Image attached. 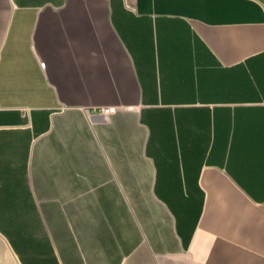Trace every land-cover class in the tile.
<instances>
[{
	"label": "crops",
	"instance_id": "crops-1",
	"mask_svg": "<svg viewBox=\"0 0 264 264\" xmlns=\"http://www.w3.org/2000/svg\"><path fill=\"white\" fill-rule=\"evenodd\" d=\"M0 264H264V1L0 0Z\"/></svg>",
	"mask_w": 264,
	"mask_h": 264
},
{
	"label": "built area",
	"instance_id": "built-area-1",
	"mask_svg": "<svg viewBox=\"0 0 264 264\" xmlns=\"http://www.w3.org/2000/svg\"><path fill=\"white\" fill-rule=\"evenodd\" d=\"M42 66H44V62L40 63ZM116 110V106L115 105H107V106H102L99 109V113L101 114H109L112 113Z\"/></svg>",
	"mask_w": 264,
	"mask_h": 264
},
{
	"label": "water",
	"instance_id": "water-1",
	"mask_svg": "<svg viewBox=\"0 0 264 264\" xmlns=\"http://www.w3.org/2000/svg\"><path fill=\"white\" fill-rule=\"evenodd\" d=\"M264 1V0H263Z\"/></svg>",
	"mask_w": 264,
	"mask_h": 264
}]
</instances>
